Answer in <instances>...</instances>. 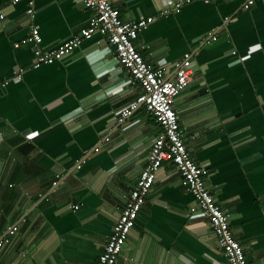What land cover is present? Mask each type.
I'll use <instances>...</instances> for the list:
<instances>
[{
	"label": "crops",
	"instance_id": "1",
	"mask_svg": "<svg viewBox=\"0 0 264 264\" xmlns=\"http://www.w3.org/2000/svg\"><path fill=\"white\" fill-rule=\"evenodd\" d=\"M176 1L116 5L126 20L156 16L136 40L147 61L165 60L173 75L193 60L176 100L186 144L249 261L264 264V0H192L160 15ZM34 8L31 17L26 1L0 0V79H10L0 90V240L11 238L0 264H96L162 127L143 108L119 121L141 88L104 54V33L34 67V46H15L31 23L49 48L93 15L83 0ZM194 204L164 162L117 264H228L208 219L188 215Z\"/></svg>",
	"mask_w": 264,
	"mask_h": 264
},
{
	"label": "built area",
	"instance_id": "2",
	"mask_svg": "<svg viewBox=\"0 0 264 264\" xmlns=\"http://www.w3.org/2000/svg\"><path fill=\"white\" fill-rule=\"evenodd\" d=\"M20 1L27 2V14L34 16L35 0H12L13 4ZM120 1L83 0L86 8L93 11L89 23L59 45L43 47L40 28L34 23L30 24L28 36L22 42L15 44L16 47L22 44H32L36 52L34 67H38L42 64L55 63L74 52L83 41L91 39L96 33H104L109 42L104 54H112L122 69L129 74L128 83L141 88L137 98L119 111V121L124 122L135 111L143 108L152 114L162 127L161 132L154 139L140 177L122 207L96 264H117L128 237L136 225L139 213L147 202L157 171L167 161L175 165L181 175L182 186L188 189L195 198V204L190 208L188 215L199 214L208 219L219 245L224 250L228 264H252L241 241L235 236L226 212L208 187V170L193 158L185 141L186 134L180 123L176 100L192 81L193 60L185 59L173 75L168 74L165 60L158 61L156 64L147 61L137 47L136 40L140 33L156 19V16L126 20L116 5ZM190 2L192 0H177L171 7L163 8L160 15L168 16L172 12H180L184 4ZM254 3L255 0H246L245 7L249 8ZM23 73V68L14 72L17 79H22ZM9 84L10 79H0V90ZM15 232V226L8 228V234ZM10 241L9 236L2 238L0 249Z\"/></svg>",
	"mask_w": 264,
	"mask_h": 264
}]
</instances>
